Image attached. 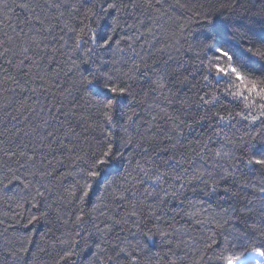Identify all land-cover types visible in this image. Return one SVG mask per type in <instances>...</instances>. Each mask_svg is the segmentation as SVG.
Returning <instances> with one entry per match:
<instances>
[{
    "label": "snow or ice",
    "instance_id": "1",
    "mask_svg": "<svg viewBox=\"0 0 264 264\" xmlns=\"http://www.w3.org/2000/svg\"><path fill=\"white\" fill-rule=\"evenodd\" d=\"M0 99V264H264V0H0Z\"/></svg>",
    "mask_w": 264,
    "mask_h": 264
},
{
    "label": "trees",
    "instance_id": "2",
    "mask_svg": "<svg viewBox=\"0 0 264 264\" xmlns=\"http://www.w3.org/2000/svg\"><path fill=\"white\" fill-rule=\"evenodd\" d=\"M24 12L23 10L17 9L15 16L13 17V23H20L24 19ZM176 15H180V11L177 10ZM18 18V19H17ZM169 26H174V25H169ZM0 102H3L2 99H0ZM0 210H7V209H0ZM157 248L159 249V245H157Z\"/></svg>",
    "mask_w": 264,
    "mask_h": 264
}]
</instances>
